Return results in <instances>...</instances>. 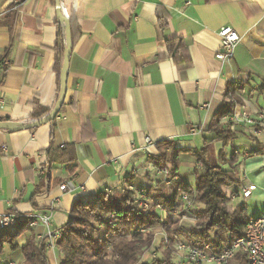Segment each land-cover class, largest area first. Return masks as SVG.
Instances as JSON below:
<instances>
[{"label":"crops","instance_id":"0c3cea01","mask_svg":"<svg viewBox=\"0 0 264 264\" xmlns=\"http://www.w3.org/2000/svg\"><path fill=\"white\" fill-rule=\"evenodd\" d=\"M60 5L78 33L64 102L53 128L0 129V234L15 232L34 214H47L48 229L60 230L75 201L93 202L105 190L119 196L125 187L149 192L150 200L168 199L173 185L161 182L149 157H159L157 144L186 151L179 155L176 176L192 185L180 167L194 179L199 175L194 152L207 149L210 164L228 167L225 152L222 161L219 157L221 143L208 144L214 135L207 132L223 103L233 101L232 113H264V0H60ZM56 22L54 0H20L16 9L0 0V121L9 120L10 127L24 125L35 104L48 111L57 102ZM223 27L240 41L232 60L222 63L215 55ZM170 40L182 44L172 54L164 45ZM230 87L233 93L226 96ZM146 138L152 146L146 147ZM261 140L238 134L229 144L236 177L243 181L227 189L233 193L228 205L244 204L248 217L264 215ZM66 146L71 152L48 160L50 147ZM66 181L74 189L62 192ZM249 184L254 191L244 201L239 189ZM6 213L19 218L14 228L2 226ZM46 232L39 222L28 228L16 238L17 250L4 246L0 264H21V248ZM58 256L57 249L47 251L50 264H58Z\"/></svg>","mask_w":264,"mask_h":264},{"label":"trees","instance_id":"16d2710c","mask_svg":"<svg viewBox=\"0 0 264 264\" xmlns=\"http://www.w3.org/2000/svg\"><path fill=\"white\" fill-rule=\"evenodd\" d=\"M64 16V14H63ZM69 34L71 47L75 43L78 33L73 31L72 20L65 18ZM57 34L54 45L55 69L57 72V95L60 91V74L63 65V57L66 50V33L62 25L56 22ZM162 29L163 26H160ZM164 45L172 54L175 49H180L182 44L177 41H166ZM3 60L0 59V63ZM233 90L228 88L226 96L232 94ZM232 100L224 102L222 107L214 114L212 123L209 125L207 132L214 135L213 139L208 142L221 143L222 147L228 146L238 134L237 131H230L221 119L231 114L234 103ZM34 105L29 118L25 124L36 122L50 113ZM55 119L48 125L53 128ZM0 123H10L9 120H1ZM15 124L14 122H11ZM31 130V129H29ZM33 130V129H32ZM243 135V134H241ZM160 152L159 157L152 163L158 168L168 167L172 175H177L179 155L186 151L174 148L171 143H159L156 145ZM71 152L68 146L62 149L52 150L50 147L48 160L50 162L58 161L57 155ZM260 153V150L254 151L253 154ZM193 157L197 164H200L201 174L195 178V186L183 182L173 184L174 191L168 199L162 200L165 206L173 210L175 201L181 193L189 194L193 199L194 206H200L196 212L197 222L185 236L187 242L194 246H200L208 243L212 246L213 251H219L221 247L230 246L235 239L243 234L248 222V215L244 204L233 208L227 205L228 199L224 194L225 188L238 186L236 177V165L232 161L234 154L229 158L228 167L221 165H212L208 160L207 149L199 153L194 152ZM222 161L223 150L219 153ZM70 159L68 162H71ZM167 165V166H166ZM238 165V164H237ZM149 192H145L148 195ZM132 192L127 188L121 189L120 195L115 196L110 193L102 192L98 194L93 202L83 203L75 201L70 210V220L60 230L62 235L57 242V249L60 252L58 264H140L139 258L143 251L149 249L152 245L153 236L149 232L151 228L159 225L158 212L142 215L135 210L131 203ZM196 208V207H195ZM154 210V209H153ZM29 220L16 227L15 232L0 234V254L4 246L8 245L11 251L18 249L15 240L28 227ZM163 229L171 243L172 236L175 233L180 234L181 230L172 222H165ZM110 251H109V250ZM110 253V256L109 254ZM21 264H50L47 257L45 242L30 239L22 248ZM235 264H246L244 256L238 254L234 259ZM142 264H176L173 262L172 255L165 251L162 258H153L148 263Z\"/></svg>","mask_w":264,"mask_h":264},{"label":"built area","instance_id":"2783aa9c","mask_svg":"<svg viewBox=\"0 0 264 264\" xmlns=\"http://www.w3.org/2000/svg\"><path fill=\"white\" fill-rule=\"evenodd\" d=\"M14 8L16 9L20 3V0H10ZM219 39L220 50L215 55L216 60L219 62H229L234 57V51L238 45L240 38L238 34L230 27H223L217 32ZM223 122L225 126L232 132L237 131L241 134L257 138L264 143V113L260 111H255L253 113H231L223 117ZM198 130H191V135H195ZM146 147L152 146V142L149 138L145 139ZM151 159L155 160L156 156H149ZM157 174L161 177V182L166 186H171L176 182H179L177 176L172 175L168 167L156 169ZM239 182L243 181V177L238 179ZM73 185L70 181L64 182L59 186V190L62 192L73 190ZM132 191V188L130 189ZM254 191V186L252 184L243 185L239 189V195L242 200H248L252 192ZM105 193H110L105 190ZM228 198L233 197L232 192H228ZM133 204H137L139 208L142 209L140 212L142 215L152 213L147 211L150 205L158 212V219L161 224L165 222H180L188 221L195 222V212L193 209V204L191 197L186 193H181L176 200V204L173 210L168 209L164 202L158 199H148L143 200L145 196L144 191L133 192ZM156 212H153L154 214ZM49 216L46 214H34L29 219L28 227L34 228L37 223H41L47 228V232L44 236L39 237L40 241L45 242V247L47 251H54L57 249V242L61 238L62 233L60 231H52L48 229L49 226ZM19 222V218L12 213H6L2 216V226L5 229L14 228ZM182 229V230H181ZM188 229V230H187ZM190 227H180L181 232H190ZM174 249L181 254L178 262L176 264H227L229 261L233 260L238 254L244 256L246 264H264V215L251 216L245 226L243 234L234 240L230 246H224L219 249V251H213L210 244L205 243L200 246H194L191 243L179 242L175 236ZM13 264V263H9Z\"/></svg>","mask_w":264,"mask_h":264},{"label":"rangeland","instance_id":"374dc122","mask_svg":"<svg viewBox=\"0 0 264 264\" xmlns=\"http://www.w3.org/2000/svg\"><path fill=\"white\" fill-rule=\"evenodd\" d=\"M225 125V124H224ZM262 139V138H261ZM211 141V140H210ZM247 142H250L248 139H247ZM209 146V145H208ZM236 148V147H235ZM222 150H223V152H225V154H226V157L229 159L230 157H231V155L233 154V148H232V146L231 145H228V146H225L224 148H221ZM237 149V148H236ZM239 153V152H238ZM240 153H242L241 152V150H240ZM239 153V154H240ZM234 165H236L235 163H234ZM186 168V167H185ZM184 167H180V170H181V172L182 173H184V175H187L188 176V180H189V182L192 184L191 186H195V179L193 178V177H195L194 176V174H193V177L191 176V174H190V171L191 170H186ZM236 168H238V165H236ZM237 170V169H236ZM200 172H201V169H199V170H197V174H200ZM236 172V171H235ZM189 175H188V174ZM202 173V172H201ZM237 181H238V179H237ZM238 183H239V181H238ZM227 189L228 188H225L224 189V194H225V196H226V198L228 199V195H229V193H228V191H227ZM188 196H190L189 194H187ZM179 197V196H178ZM147 198H149L147 195H145V196H143V200H147ZM132 200L134 201V198H133V195H132ZM191 200H193L192 198H191ZM230 200V198L228 199V203H227V205L229 204V201ZM176 202V201H175ZM176 204V203H175ZM192 204H194V202H192ZM131 206H133V208L134 209H137V208H139L138 206H137V204H132L131 203ZM194 206V205H193ZM229 207H231V208H233L232 206H230V205H228ZM196 207V209L198 210L199 208H200V206L198 205V206H195ZM195 207H193V209L195 210ZM154 208L150 205V208H149V206H148V209H147V211H150V212H155V210H153ZM140 212H142V209L140 208V209H138ZM195 214V222H188V221H181V223L180 222H174L173 224H175V225H177V227L180 229V227L182 226V227H190L191 229L193 228V226L196 224V222H197V217H196V212L194 213ZM147 215V214H146ZM159 220V219H158ZM160 222V221H159ZM190 229V230H191ZM182 230V229H181ZM188 230V229H187ZM149 232L152 234V236H153V240H152V245H151V247L149 248V249H147V250H145V251H143V253H142V255L140 256V258H139V263L140 264H142V263H148V262H150L153 258H162V256H163V254H164V252L165 251H169L170 253H171V255H172V258H173V262H175V263H177L178 262V260H179V258L181 257V254L179 253V252H177L175 249H174V243H175V236L177 237V241H179V242H187L186 241V239H185V236H187L188 235V233L186 234V232L184 231V232H181L180 234H177V233H175L174 234V236H172V241H171V243L169 242V239H168V237H167V234L165 233V231H164V229H163V224H159V225H156V226H154L153 228H151L150 230H149ZM38 241H40V240H38ZM187 243H189V242H187ZM109 250V249H108ZM111 250V249H110ZM109 250V251H110ZM57 251L59 252V250L57 249ZM59 254H60V252H59ZM109 254V256H110V253H108ZM59 257V259H60V256H58ZM59 259H58V261H59ZM235 259V258H234ZM234 259L233 260H231V261H229L227 264H235V262H234ZM22 263V262H21ZM50 263V262H49Z\"/></svg>","mask_w":264,"mask_h":264},{"label":"water","instance_id":"95a60500","mask_svg":"<svg viewBox=\"0 0 264 264\" xmlns=\"http://www.w3.org/2000/svg\"><path fill=\"white\" fill-rule=\"evenodd\" d=\"M54 2H55V8H56L57 21L58 23L62 25L63 27L62 29L65 30V33H66V50L64 53V57H63V65H62V70H61L60 79H59L60 91H59L57 102L48 115H46L44 118L36 122H32V123H28V124H24L22 126H16V127H10L6 123H0V129L11 130V131L21 130V129H25V130L35 129L39 126L48 124L50 121L55 119L58 113L60 112V109L64 102L65 93H66V80H67L68 63H69V58H70V53H71V41H70L68 25L63 16L62 8L60 5V0H54Z\"/></svg>","mask_w":264,"mask_h":264}]
</instances>
